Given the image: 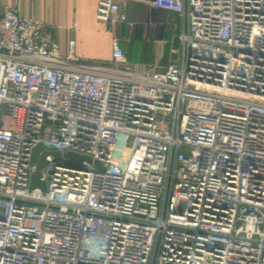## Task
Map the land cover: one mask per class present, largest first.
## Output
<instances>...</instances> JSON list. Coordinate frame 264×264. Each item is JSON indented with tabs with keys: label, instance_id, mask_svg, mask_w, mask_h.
<instances>
[{
	"label": "built area",
	"instance_id": "obj_1",
	"mask_svg": "<svg viewBox=\"0 0 264 264\" xmlns=\"http://www.w3.org/2000/svg\"><path fill=\"white\" fill-rule=\"evenodd\" d=\"M183 58L140 71L60 55L0 1V264H264V0H143ZM98 18L126 21L115 0ZM43 144L99 161L48 156Z\"/></svg>",
	"mask_w": 264,
	"mask_h": 264
},
{
	"label": "crops",
	"instance_id": "obj_2",
	"mask_svg": "<svg viewBox=\"0 0 264 264\" xmlns=\"http://www.w3.org/2000/svg\"><path fill=\"white\" fill-rule=\"evenodd\" d=\"M18 4L20 14L44 24V35L61 56L90 63L113 62L118 38L127 63L134 69L163 71L183 58L179 35L185 23L174 12L143 0H115L126 21L114 27L100 20V0H0Z\"/></svg>",
	"mask_w": 264,
	"mask_h": 264
},
{
	"label": "water",
	"instance_id": "obj_3",
	"mask_svg": "<svg viewBox=\"0 0 264 264\" xmlns=\"http://www.w3.org/2000/svg\"><path fill=\"white\" fill-rule=\"evenodd\" d=\"M52 156L55 162L64 161L65 164L70 166H78L80 163L94 162L100 169H103L101 162L93 161L88 156H83L75 152L62 153L56 148L46 147L43 144H38L32 151L31 162L37 167V170L32 174L30 188H40L46 190V184L42 178V168L48 164L47 157Z\"/></svg>",
	"mask_w": 264,
	"mask_h": 264
}]
</instances>
